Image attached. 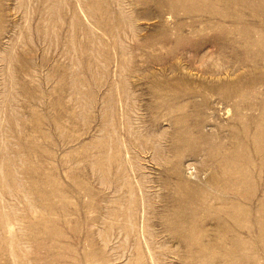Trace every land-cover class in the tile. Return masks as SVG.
Segmentation results:
<instances>
[{
    "label": "rangeland",
    "instance_id": "374dc122",
    "mask_svg": "<svg viewBox=\"0 0 264 264\" xmlns=\"http://www.w3.org/2000/svg\"><path fill=\"white\" fill-rule=\"evenodd\" d=\"M0 264H264V0H0Z\"/></svg>",
    "mask_w": 264,
    "mask_h": 264
}]
</instances>
